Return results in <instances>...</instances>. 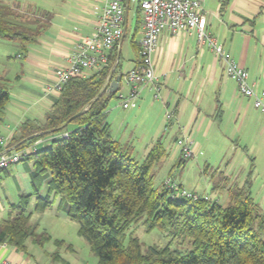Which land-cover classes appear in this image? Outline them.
Segmentation results:
<instances>
[{"label": "trees", "instance_id": "1", "mask_svg": "<svg viewBox=\"0 0 264 264\" xmlns=\"http://www.w3.org/2000/svg\"><path fill=\"white\" fill-rule=\"evenodd\" d=\"M40 28L38 19L24 20L0 0L1 40L17 43L24 50L35 41ZM116 57L115 46L100 72L66 83L43 124L25 121L12 138L11 145L21 150L46 134H62L48 148L35 149L22 159L33 161L32 192L10 205L8 216L0 221V245L25 252L30 240L42 247L50 237L38 233V224L31 225L29 220L33 212L45 211L57 198L66 218L77 223L78 235L89 245L97 264H264V213L251 197L248 179L240 187L228 186L224 174L216 181L212 176V189L227 193L226 206L196 194L197 199L179 196L178 192L185 191L180 185L176 189L154 185L155 166L168 158L160 140L142 162L133 158L130 145L113 140L105 117L108 103L118 91L93 99ZM8 100V92L0 84V123ZM80 111L81 115L63 127ZM188 159L181 156L178 165ZM253 161L251 158L250 165ZM45 180L46 193L41 195ZM33 197V211L28 212ZM139 224L146 232L156 230L164 235L167 245H151L143 251L130 232ZM56 244L62 246L63 242ZM52 256L60 259L58 252Z\"/></svg>", "mask_w": 264, "mask_h": 264}, {"label": "crops", "instance_id": "2", "mask_svg": "<svg viewBox=\"0 0 264 264\" xmlns=\"http://www.w3.org/2000/svg\"><path fill=\"white\" fill-rule=\"evenodd\" d=\"M139 1L126 0L124 3V35L120 43V56L122 59L123 43L128 32L131 35L130 46L134 55L133 58L126 55L128 61L125 66L119 58L116 76L124 75L133 69L138 61L142 29ZM3 2L18 12L23 9L29 10L30 13L27 15L31 19H38L41 24L38 36L32 44L25 46L24 50L18 45L17 54L6 56L4 64L0 62V84L6 88L9 95L0 123V147L3 151L16 152L19 150L11 145L12 138L25 121L38 125L45 122L53 103L60 95V92L52 90L55 70L67 66L69 55L77 43L94 33L98 9L102 4L100 0H3ZM202 8L207 20L206 32L223 47L240 68L247 71L249 81L254 84L256 90H264V0H203ZM152 63L157 75L159 98L151 101L152 90L142 88L138 91L133 105L126 109L122 108L130 110L132 119L139 117L143 122V130L151 132L139 152L142 159L154 143L157 140L161 141L170 130L172 125L165 119L166 111H171L174 115L172 122H175L176 131L172 138L173 143L180 137V128H184V133L191 140L193 155L200 148H205L204 142H207L210 136H215L216 141L220 137L227 138L223 131H220L225 123L235 127L233 130L236 135L242 130L247 137L256 134L264 149L262 115L253 107L250 99L238 93L235 81L224 75V64L215 59L205 44H199L193 35H172L164 31L158 38ZM93 73L94 71H88L86 78ZM118 88L119 92L120 84ZM128 89L130 90L129 87ZM107 115L108 113L105 121L112 136L111 123L107 121ZM127 119H123L121 124H126ZM60 135L62 134L44 135L34 142L35 149L48 148L51 140ZM112 138L123 146L130 145L133 156L135 148L131 134ZM31 146L32 144L22 149ZM240 149L246 152V147ZM173 152L180 153L176 143ZM21 162H25L20 165L21 167L14 166L13 169L10 168L11 171L9 168L0 171V214L3 215L0 221L8 216L10 205L17 203L22 195L32 192L30 174L33 171V161L26 159ZM7 175L14 179L16 189L13 197L6 188ZM45 183L46 180L41 195L46 193ZM32 201L34 204V197L30 203ZM25 247L26 251L22 252L12 245L3 244L0 248V261L7 260L11 264H43L39 257L30 255L26 243ZM46 254L48 253L45 252L44 255Z\"/></svg>", "mask_w": 264, "mask_h": 264}, {"label": "rangeland", "instance_id": "3", "mask_svg": "<svg viewBox=\"0 0 264 264\" xmlns=\"http://www.w3.org/2000/svg\"><path fill=\"white\" fill-rule=\"evenodd\" d=\"M19 13L24 20L31 19L27 15L30 13L29 10L23 9ZM130 38L131 35L128 32L122 48L123 58L121 63L124 66L128 61L126 55L132 58L134 55L130 46ZM137 39L138 36H136ZM18 52L17 43L0 39L1 64L6 62V56H14ZM120 86L121 89L117 92L116 97L108 103L106 109V114L108 113L107 121L111 123L112 136L114 138L122 134H131L133 136L132 140L135 148L133 157L138 162H142L143 159L139 152L145 142H147V139H149L151 132L143 130V122L139 120V117L134 120L130 110L122 109L121 102L123 100L120 98H124L129 89L123 81H121ZM152 96L151 101H154ZM126 118H128L126 124H121V121ZM171 125L170 130L161 140L164 148L166 147L168 158L162 164L155 166L153 170L155 186L165 184L180 185L188 193L196 194L207 198L211 202L216 201L220 205L226 206L228 204L227 193L226 191H214L212 189L214 184L212 176L214 175L216 181L221 174H224L227 178L228 186L238 185L241 187L248 179L251 197L264 213V149L256 134L247 137V134L242 130L236 135L233 130L235 127L230 123H225L220 131H223L227 138L220 137L216 141L215 136H210L207 139L208 143L204 142L205 148H200L192 158L186 160L184 165L179 166L180 153L173 152L175 150V142L173 143L172 138L176 131L175 122L171 121ZM178 135L179 133L177 132ZM234 143L240 147H246V152H243ZM250 158L254 159V165H250ZM24 163L19 162L10 168L13 169L14 166L21 167L20 165ZM6 188L13 197L16 187L11 176H8L6 180ZM53 199V204L49 208L41 213L33 212L30 217L29 223L31 225L38 224V233L45 232L50 237V240L44 243L42 247L32 244L28 240L26 244L30 255L36 256V258L39 257L43 264H64L65 262L69 264H97V258L91 252L89 245L78 235L77 223L67 219L64 209L60 206L58 200ZM32 209L33 201L29 204L27 211L32 212ZM2 216L0 214V218ZM130 232L133 237L139 240L143 251L151 245L164 247L168 243V239L164 235L156 230L146 232L145 227L141 224L133 227ZM56 241H62V246H57ZM45 252L48 254L44 255ZM55 252L60 255L61 258L59 260L54 259L52 256Z\"/></svg>", "mask_w": 264, "mask_h": 264}, {"label": "built area", "instance_id": "4", "mask_svg": "<svg viewBox=\"0 0 264 264\" xmlns=\"http://www.w3.org/2000/svg\"><path fill=\"white\" fill-rule=\"evenodd\" d=\"M98 18L94 33L82 38L74 51L69 55L68 65L55 70V83L52 90L61 92L62 88L72 79H84L88 71L100 72L108 63V58L123 35L124 3L126 0H100ZM203 0H140L139 10L142 18V29L139 49V63L130 71L122 75V81L130 88L128 96L120 98L122 108L133 105L138 91L149 88L153 92V99L159 98L157 75L152 63L153 54L157 48V41L164 31L172 35H193L199 44H205L213 53L215 59L224 64V75L235 81L238 93L252 101L253 107L260 112L264 120V90H256L250 83L246 70L240 68L231 56L216 43L206 32L207 20L202 8ZM121 97V96H120ZM165 119L171 122L174 115L166 111ZM180 138L176 145L180 149L183 159L193 156L191 140L180 128ZM36 144L16 152H0V171L19 163L24 157L35 150ZM170 188L176 186L165 184ZM179 196L197 199L194 194L186 191L177 193ZM3 245H0V248ZM0 264H11L7 260Z\"/></svg>", "mask_w": 264, "mask_h": 264}, {"label": "water", "instance_id": "5", "mask_svg": "<svg viewBox=\"0 0 264 264\" xmlns=\"http://www.w3.org/2000/svg\"><path fill=\"white\" fill-rule=\"evenodd\" d=\"M124 35V34H123ZM123 35L121 37V39L119 40L118 43V52H117V57H116V61L114 63V66L112 67V69L109 72L108 78L106 80V82L104 83V85L102 86L101 90L99 91V93L96 95V97L93 99V102L96 101L97 99H99L103 93H109V92H117L118 91V86L119 84H121L122 81V75H118V76H114V70L116 67V64L120 58V43L123 39ZM82 111H80L79 113H77L76 115H74L73 117H71L64 125L63 127H65L69 122H71L74 118L78 117L79 115H81Z\"/></svg>", "mask_w": 264, "mask_h": 264}]
</instances>
